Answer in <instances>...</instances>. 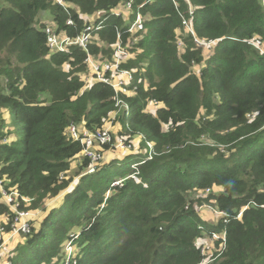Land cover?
I'll return each instance as SVG.
<instances>
[{
    "label": "trees",
    "instance_id": "trees-1",
    "mask_svg": "<svg viewBox=\"0 0 264 264\" xmlns=\"http://www.w3.org/2000/svg\"><path fill=\"white\" fill-rule=\"evenodd\" d=\"M127 1L0 0V178L20 209L44 215L4 264H264V48L247 41L264 44V0H131L116 14ZM137 13L144 29L126 32ZM92 20L101 27L85 47H50L47 27L74 39ZM117 43L120 67L133 71L126 95L84 79L85 59L109 60ZM109 122L111 137L140 136L152 154L87 172L70 127ZM128 158L120 177L139 182L112 185L111 166ZM2 214L12 215L4 201ZM65 240L75 248L67 262Z\"/></svg>",
    "mask_w": 264,
    "mask_h": 264
},
{
    "label": "built area",
    "instance_id": "built-area-1",
    "mask_svg": "<svg viewBox=\"0 0 264 264\" xmlns=\"http://www.w3.org/2000/svg\"><path fill=\"white\" fill-rule=\"evenodd\" d=\"M131 4L132 1L129 0L126 3L119 5L115 11L116 14L125 13L130 9ZM190 12L193 13V9ZM143 19L144 18H142L139 13L135 14V18L126 28V32L134 33L137 30H143L144 29ZM67 23H71V21L67 20ZM184 23L186 24L187 28L191 31L190 26L186 22ZM100 27L101 25L94 26L92 20L90 24L86 25L84 32L80 36H77L74 39H70L66 36L60 38L58 35L55 34L54 30H52L50 27H47L45 30L48 33V41L50 47L55 48L57 50H63L65 46L69 44H78L82 47H85V44L92 36L93 28L99 29ZM247 41L253 44L256 48L260 49V51H263L261 50V48H259V44L261 43L259 39L247 40ZM214 42L216 41L209 40L201 44L205 45L204 47H206V46H210ZM126 56H127V52L125 48L121 46L119 43L115 45L113 54L111 56V59L109 60H105L103 62H99L96 64L91 60V57L88 56L85 59V61H88L91 66L90 76L84 77V79L86 81L93 79L96 81L105 82L110 84L115 92L127 93L129 91V86L133 82V71L124 67L123 68L120 67L121 61ZM135 88L136 86H133V89ZM116 104L124 105V102L121 99H117ZM153 104L156 105L157 102L153 101ZM125 108H128V106L125 105ZM83 123L81 127L71 126L70 133L74 139L80 140V142L83 145L81 154L90 160L91 165L87 172L93 170L94 164L102 162L103 160L102 158L105 156V153L100 151L102 145L110 142L113 148L120 149L121 151H127L133 148V144L130 142L129 134L115 136L114 138L111 137L112 133H111L110 122L107 123L106 126H104L102 129L96 131L87 130L83 126ZM145 148H147L150 151V154L148 156H151L152 143L147 141ZM127 177L132 178L135 182H139V179L136 176V172L130 173ZM122 181H123L122 179L115 180L112 182V185L121 186ZM206 192H208V190H206ZM0 197H2L3 199L2 201H4V203L7 204L10 210L12 211L11 216H9L8 214H2L0 220V236L2 238H5V236H7L8 238L9 236L26 235L30 233L32 228L31 221L33 218H35L37 212L29 209H20L19 202L17 199L18 197L17 192L14 189L8 191L5 188V184L1 178H0ZM22 201L26 204H29L30 199L27 197H22ZM218 213L222 215L225 214L222 211H218ZM209 236L210 237L212 236L213 241L217 240L219 237L218 233L215 231L210 232ZM71 247L72 244L71 241H69L67 244V250L70 249L68 250V257H69V253L73 251ZM204 248H202L203 252L205 251Z\"/></svg>",
    "mask_w": 264,
    "mask_h": 264
},
{
    "label": "rangeland",
    "instance_id": "rangeland-1",
    "mask_svg": "<svg viewBox=\"0 0 264 264\" xmlns=\"http://www.w3.org/2000/svg\"><path fill=\"white\" fill-rule=\"evenodd\" d=\"M43 15L46 17V18H51L50 17V15H49V13L46 11V12H44L43 13ZM203 46H205V45H203ZM264 46V44L261 42L260 44H259V48H261V50H263V47ZM123 94H128V92L127 93H123ZM111 130H112V128H111ZM140 136H137V135H134L133 136V139H132V144H133V148L132 149H130V150H127V151H121L120 149H115V151H107L105 154V156L107 157L106 158V160L108 159V160H111V158H115V157H118V158H120L121 156H124V155H126V154H128V153H130V152H134V151H136V150H144V148H143V143H141V141H140ZM124 161H131V162H133V160H129V158L128 159H124V160H122V161H116V162H114V164L111 166L112 167V170H113V174H114V181L115 180H119V178H120V175H121V173H122V171H123V168H124ZM102 162H103V160H102ZM101 162V163H102ZM103 164V163H102ZM96 164H94V166H95ZM93 166V167H94ZM135 167V166H134ZM86 172V171H85ZM84 172V173H85ZM130 173H128L126 176H124V177H127L128 175H129ZM78 177L79 176H76L73 180H74V182H73V184H75L76 182H77V179H78ZM73 187V186H72ZM108 192V191H107ZM107 192H106V194L105 195H107ZM3 199H2V197H0V201H2ZM62 200H63V197H61V195H59V197H57V198H54V199H52V200H49V203H48V205H47V207H50L51 205H53V204H55V205H60L61 204V202H62ZM200 211L202 212V214L203 215H205V216H207V219H208V221L209 222H215L216 221V216H217V214L216 213H214L213 211H212V209H211V207L209 206V205H206V204H203L202 206H200ZM35 212H37L36 213V215H35V218H33L32 219V221H31V224H32V226L33 225H39V223L43 220V218H44V215H43V212H41V211H35ZM69 235H73V233L72 232H69ZM210 235V234H209ZM18 238H21V236L20 235H18V237H15V236H9L8 238H7V236H5V240L4 241H2V244L0 245V264H4V262H5V259H6V257L10 254V251L12 252L13 251V248H14V246H15V244L18 242ZM18 239V240H17ZM70 240H65L64 241V243H63V248H62V251H63V254H64V257H65V259H66V262L68 261V260H70V259H72L71 257H68V250H70V249H68L67 250V244H68V242H69ZM203 242H204V247L205 248H207L208 247V249H209V253H211L212 252V250H213V246H214V244H213V240H212V236L211 237H208V236H206L205 235V237L203 238ZM204 248V249H205ZM71 249H75L74 248V245L72 244V247H71ZM207 251V250H206ZM73 252V251H72ZM71 252V253H72ZM71 253H69V256H70V254Z\"/></svg>",
    "mask_w": 264,
    "mask_h": 264
},
{
    "label": "crops",
    "instance_id": "crops-1",
    "mask_svg": "<svg viewBox=\"0 0 264 264\" xmlns=\"http://www.w3.org/2000/svg\"><path fill=\"white\" fill-rule=\"evenodd\" d=\"M111 128H114L112 125H111ZM106 155V154H105ZM106 156H104V159H103V162L102 163H104L105 161H109L108 159L106 160ZM1 217H2V215H0V220H1Z\"/></svg>",
    "mask_w": 264,
    "mask_h": 264
},
{
    "label": "clouds",
    "instance_id": "clouds-1",
    "mask_svg": "<svg viewBox=\"0 0 264 264\" xmlns=\"http://www.w3.org/2000/svg\"><path fill=\"white\" fill-rule=\"evenodd\" d=\"M145 149H147V148H145ZM133 167H134V165H133ZM131 173H132V172H131ZM125 178H126V177H125ZM125 178H122V177H120L119 179H122V180H124ZM113 181H114V180H113ZM116 186H118V185H116ZM74 254H75V253H74ZM74 254H71L69 257H71V258H72ZM70 260H71V259H70ZM68 261H69V260H68Z\"/></svg>",
    "mask_w": 264,
    "mask_h": 264
},
{
    "label": "bare ground",
    "instance_id": "bare-ground-1",
    "mask_svg": "<svg viewBox=\"0 0 264 264\" xmlns=\"http://www.w3.org/2000/svg\"><path fill=\"white\" fill-rule=\"evenodd\" d=\"M129 93H131V91H130V90L128 91V94H129ZM125 109H127V110H128V108H125ZM4 240H5V238H2V241H4Z\"/></svg>",
    "mask_w": 264,
    "mask_h": 264
}]
</instances>
